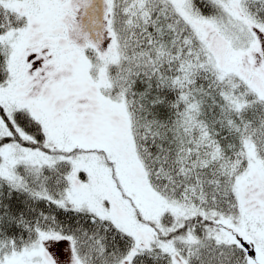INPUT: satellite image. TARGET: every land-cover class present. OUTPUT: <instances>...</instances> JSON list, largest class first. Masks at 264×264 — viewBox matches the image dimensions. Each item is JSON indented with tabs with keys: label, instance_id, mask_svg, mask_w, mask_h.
Listing matches in <instances>:
<instances>
[{
	"label": "snow or ice",
	"instance_id": "1",
	"mask_svg": "<svg viewBox=\"0 0 264 264\" xmlns=\"http://www.w3.org/2000/svg\"><path fill=\"white\" fill-rule=\"evenodd\" d=\"M0 264H264V0H0Z\"/></svg>",
	"mask_w": 264,
	"mask_h": 264
}]
</instances>
